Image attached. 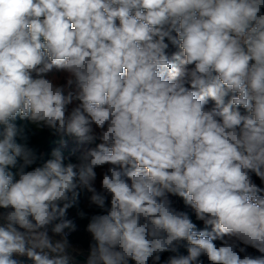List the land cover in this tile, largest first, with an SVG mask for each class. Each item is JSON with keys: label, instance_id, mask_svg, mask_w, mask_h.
Returning a JSON list of instances; mask_svg holds the SVG:
<instances>
[{"label": "clouds", "instance_id": "1", "mask_svg": "<svg viewBox=\"0 0 264 264\" xmlns=\"http://www.w3.org/2000/svg\"><path fill=\"white\" fill-rule=\"evenodd\" d=\"M0 264H264V0H0Z\"/></svg>", "mask_w": 264, "mask_h": 264}, {"label": "trees", "instance_id": "2", "mask_svg": "<svg viewBox=\"0 0 264 264\" xmlns=\"http://www.w3.org/2000/svg\"><path fill=\"white\" fill-rule=\"evenodd\" d=\"M78 240H80L81 242H84L85 243V246H86V238L84 237V235L81 233V235H79L77 237Z\"/></svg>", "mask_w": 264, "mask_h": 264}]
</instances>
